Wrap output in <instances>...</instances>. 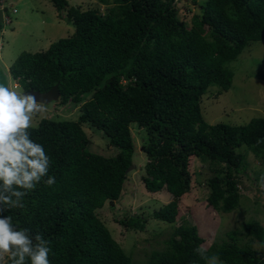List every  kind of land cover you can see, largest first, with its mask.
<instances>
[{
    "label": "trees",
    "instance_id": "trees-1",
    "mask_svg": "<svg viewBox=\"0 0 264 264\" xmlns=\"http://www.w3.org/2000/svg\"><path fill=\"white\" fill-rule=\"evenodd\" d=\"M48 1L59 15L66 11L74 33L45 51L22 53L9 74L23 92L45 93L58 85L56 105L78 106V117L42 119L29 130L50 157L48 175L56 183L41 181L23 198V208L6 214L49 241L50 264H133L97 215L122 196L137 152L132 124L145 133L141 184L149 193L171 196L151 219L176 223L193 187V158L208 162L213 173L207 207L222 214L237 209L248 153L261 165L258 184L264 175V117L244 126L209 125L200 105L210 87L217 88L214 97L231 88L234 73L226 64L264 41V0H205L197 18L206 34L177 16L174 0H97L103 11ZM84 125L101 132L116 155L89 151ZM115 221L125 230L144 231L148 218L130 214ZM241 228L247 243L240 245L229 232L226 241L206 248L207 257L215 254L221 264H264V225L250 221ZM204 243L195 225L183 223L147 264H208L194 251Z\"/></svg>",
    "mask_w": 264,
    "mask_h": 264
},
{
    "label": "rangeland",
    "instance_id": "rangeland-1",
    "mask_svg": "<svg viewBox=\"0 0 264 264\" xmlns=\"http://www.w3.org/2000/svg\"><path fill=\"white\" fill-rule=\"evenodd\" d=\"M70 6H79L81 10L100 9L104 6L97 0H67ZM205 0H174L177 16L188 26H196L202 34L208 33L207 27L200 24L198 6ZM0 8L7 9L0 23V84L18 86L10 74L9 68L22 53H38L60 39L70 37L74 27L66 21V11L60 15L48 0H0ZM0 9V10H2ZM15 10V13H14ZM10 20L7 22V20ZM233 71L232 86L217 97L216 87H210L201 100V113L209 125L226 124L244 126L253 118L264 117V41L252 43L245 48L236 60L228 62ZM52 102L42 105L44 111L33 121L36 127L42 119L55 121H74L78 117L79 107L59 106ZM83 130L91 144L88 150L105 157H113L117 150L108 148L106 138L95 129L84 125ZM136 151L132 157L133 169L127 175L120 200L110 206L107 202L97 215L107 227L113 239L121 246L133 264H147L152 251L164 249V242L171 236L173 229L183 223L195 225L205 238L203 246L209 248L213 243L226 241L229 232H235L240 245L248 242L241 228L243 223L256 221L264 225V192L258 187L257 171L260 163L248 153V169L242 174L240 205L228 214L215 212L206 205L208 195L207 181L213 177L208 162L193 158L189 172L192 174L191 192L179 205L177 221L173 225L151 219L153 211L158 210L171 200L166 191L149 193L141 184L144 165L147 159L142 153L141 144L145 133L136 124L130 126ZM244 148V147H242ZM238 152H245L244 149ZM208 188V189H207ZM148 218L144 231L125 230L115 220H123L127 215ZM256 249L258 247L253 244ZM218 264H221L218 262Z\"/></svg>",
    "mask_w": 264,
    "mask_h": 264
},
{
    "label": "clouds",
    "instance_id": "clouds-1",
    "mask_svg": "<svg viewBox=\"0 0 264 264\" xmlns=\"http://www.w3.org/2000/svg\"><path fill=\"white\" fill-rule=\"evenodd\" d=\"M17 87L0 84V264H50L49 241L39 232L32 235L6 214L23 208V198L41 181L49 187L56 183L55 177L48 175L50 157L29 131L43 106ZM258 187L264 191V175ZM194 251L208 264H218L215 254L207 257L204 246Z\"/></svg>",
    "mask_w": 264,
    "mask_h": 264
},
{
    "label": "water",
    "instance_id": "water-1",
    "mask_svg": "<svg viewBox=\"0 0 264 264\" xmlns=\"http://www.w3.org/2000/svg\"><path fill=\"white\" fill-rule=\"evenodd\" d=\"M7 11L6 8L0 10V23H2V14ZM25 94L32 95L36 98L38 104L48 105L52 102H56L60 98V93L58 90V85L53 86L45 93H40L37 91L29 90L24 92ZM133 166H130L128 171L132 170ZM110 206L113 207V202H110Z\"/></svg>",
    "mask_w": 264,
    "mask_h": 264
},
{
    "label": "built area",
    "instance_id": "built-area-1",
    "mask_svg": "<svg viewBox=\"0 0 264 264\" xmlns=\"http://www.w3.org/2000/svg\"><path fill=\"white\" fill-rule=\"evenodd\" d=\"M7 22H8V20H7Z\"/></svg>",
    "mask_w": 264,
    "mask_h": 264
}]
</instances>
